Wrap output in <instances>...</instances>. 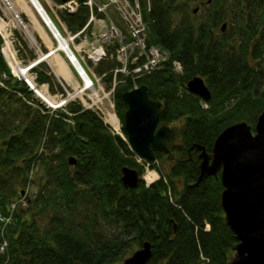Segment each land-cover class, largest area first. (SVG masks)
<instances>
[{"label": "trees", "instance_id": "1", "mask_svg": "<svg viewBox=\"0 0 264 264\" xmlns=\"http://www.w3.org/2000/svg\"><path fill=\"white\" fill-rule=\"evenodd\" d=\"M141 1L150 28L148 43L168 50L170 60L138 83L148 86L151 99L162 102V124L182 121L180 128L171 127L169 152L155 153L153 163L167 158L172 164L150 186L143 180L137 188L124 186L123 166L136 167L140 174L143 168L128 156L133 152L126 142L113 135L95 112L72 105L74 126L58 118L47 125V115L24 99L31 98L27 86L12 78L0 35V72L9 76L3 79L6 85H0L4 215H9L10 203L26 185L43 133L48 136L44 179L26 208L20 205L14 211L0 264H120L135 244L141 247L145 241L152 244L147 264H230L237 238L220 205L223 185L215 176L197 183L200 159L196 150L189 149L197 143L211 151L226 127L244 120L255 126L263 111L264 0H201L196 6L207 5V17L197 25L188 22L190 0ZM230 12L229 28L216 33ZM88 14L81 5L75 13L65 12L64 21L77 31ZM256 36L262 51L252 47ZM174 60L182 63V74L173 71ZM115 65V60L103 61L100 71ZM195 76L203 77L212 92L210 109H203L200 96L188 90ZM46 79L49 76L40 75L41 81ZM131 87L118 84L115 93L123 123L128 109L123 94ZM232 99L227 109L225 104ZM124 132L128 135L125 125ZM70 157L76 158L75 164H70ZM179 181L184 184L180 190ZM1 227L0 222V232Z\"/></svg>", "mask_w": 264, "mask_h": 264}, {"label": "built area", "instance_id": "2", "mask_svg": "<svg viewBox=\"0 0 264 264\" xmlns=\"http://www.w3.org/2000/svg\"><path fill=\"white\" fill-rule=\"evenodd\" d=\"M15 5L13 0H0V17L9 24L11 19L15 20L28 32L29 26L32 25L22 18ZM56 5L69 13H75L81 5L86 6L89 14L85 25L77 31H72L66 26L61 29L40 4L37 18L52 46H49L43 34L35 29L48 52L45 53L38 39L34 36L33 40L28 33L30 47L34 45L39 49L38 58L21 60L18 58V50L15 49L17 38L9 25L8 38L2 32L0 35L3 40L1 51L11 75L27 86L31 98L24 96V99L46 114L48 123L58 118L74 125L76 113L70 109V105L78 103L81 111L95 112L113 135L128 141L116 109L117 85L130 83L133 87H138L141 77L152 74L168 63L170 53L148 43V26L141 0H104L100 3L96 0H68ZM113 13L117 14L119 22L114 19ZM30 20L33 22L32 18ZM58 59L66 68L65 73L56 71L59 66L56 64ZM106 60H115L116 65L100 71V66ZM44 61L51 67V70L45 69V73H54L56 79L40 80L35 70ZM171 66L176 74L183 72L180 61L174 60ZM2 77L7 76L2 74ZM1 84L3 85V82ZM16 206L17 202L12 203L10 210L13 211ZM11 220L12 214L5 216L0 207V221L3 225L9 224ZM0 251H4L3 245L0 246Z\"/></svg>", "mask_w": 264, "mask_h": 264}, {"label": "water", "instance_id": "3", "mask_svg": "<svg viewBox=\"0 0 264 264\" xmlns=\"http://www.w3.org/2000/svg\"><path fill=\"white\" fill-rule=\"evenodd\" d=\"M199 8L200 5L196 6L193 12ZM226 26L223 23L220 30L225 31ZM187 87L204 100L212 96L201 76L192 78ZM123 97L128 104L125 128L133 150L148 161L155 160L157 151L169 152L167 138L171 127L161 124L162 102L150 98L145 84L126 91ZM191 150H196L200 159L197 183L215 176L223 185L220 205L226 224L237 238L230 264H264V109L255 126L244 120L226 127L215 139L211 151L197 143ZM69 162L75 164L76 158L70 157ZM144 178L137 168L122 167L121 181L125 187L137 188ZM151 256L152 244L145 241L121 264H147Z\"/></svg>", "mask_w": 264, "mask_h": 264}, {"label": "rangeland", "instance_id": "4", "mask_svg": "<svg viewBox=\"0 0 264 264\" xmlns=\"http://www.w3.org/2000/svg\"><path fill=\"white\" fill-rule=\"evenodd\" d=\"M96 1H98L100 3V1L102 2L104 0H96ZM182 1H186V0H182ZM200 1L201 0H190L188 2L189 5H188V9L186 10V11H188V22H192L194 25H197L199 22L203 21L207 17L206 16V14H207V7H208L207 5L202 6L198 10V12H196V13L193 12V9L196 7V3L197 2H200ZM13 2H15V0H13ZM40 2L43 4V6L45 7V9L49 13V15H51V17L54 19L55 23L57 24V26L59 28L62 29L63 26H66L69 29L68 25L64 21V13L66 11L63 10V9L58 8L57 5H56L57 2L55 0H40ZM15 6L18 9V12L22 16V18L26 22H29L32 25L33 22L30 20L31 16L27 13V11H25L24 9H21L19 6H17V4ZM229 14H230L229 15V18L225 19L224 20L225 22H227V21L229 22L231 20V12ZM112 16H114V19L117 22H119L118 17H117V14L113 13ZM225 22H223V23H225ZM10 23H11L10 24V28H12L13 29V32L15 33L14 34V37L17 38V46H15V49L18 50V58L21 59V60H24V61H27V59L28 60H33L34 58L37 59L38 58L37 52L39 51V49H38V47H35L34 45H32V48L30 47V45H29L30 42H31L30 41V36H29L28 32L26 31V29L23 28V27H20L17 24V22L15 20H13V19L10 20ZM146 23H147V26H148V38H149L150 28H149V23L148 22H146ZM220 26H218V27H216L214 29V31L216 33L219 31ZM29 28H31V26H29ZM228 28H229V26H228ZM33 35L38 39L39 43H41L42 50L45 53H47L48 52L47 51V48L40 41V39L38 37V34H37V31L35 29L33 31ZM257 37L258 36H256L253 39L252 47L253 48L257 47L258 48L257 52H258V51H262L263 50L262 49L263 47L261 45L259 46V42H256L255 41V39ZM233 41H235V44H238V41L239 40H233ZM2 43H3V41H2ZM261 62L264 64V61L263 60ZM47 68L49 70H51L50 64H48L46 61H44L43 63L40 64L39 68H37L35 70V72L37 73L38 76H40L42 74H45L46 76H49V79H46V80L56 79V76H55L54 73L52 75H47L45 73V69H47ZM104 70H101V71H104ZM2 74L3 73L0 72V85H2L1 82H3V79L4 78H5V80L6 79L7 80L9 79V76L2 78ZM12 78L14 80H17L15 77H12ZM17 81H19V80H17ZM4 85H6L5 82H3V86ZM59 88H61L60 84H59ZM201 100H203V99L201 98ZM234 101L235 100L232 99V100L226 102L225 107L227 109H230L231 106H232V104L234 103ZM73 105H76L78 108L80 107V104H78V103H74ZM201 107L203 109L207 110V109H210L211 104L210 103H206V104L202 105V102H201ZM166 125H170L171 127H175V128H180V126H182V121H173V122L168 123ZM178 131L179 130L176 129V133H178ZM47 139H48V136H47L46 132H44L43 133V137H42V139L40 141L41 142L40 145L38 147H36V149H35L36 155H35V157H32L31 158V161H30V169H29V172H28V175L29 176H28V180L26 182V185H24V188L23 187L21 188L22 190H24V192L21 193V195L18 196L17 199H15V201H18L19 202V206L21 205L23 208H26V206L29 203L28 202L29 196L31 194H35L36 193V191L39 188V183L42 181V179H44V175H42V172H43V168L42 167L44 165V157L48 154V148L46 147V141H48ZM177 140H178V138L176 137L175 138V141H177ZM126 144L128 145V142H126ZM128 146H130V145H128ZM43 149H44V151H42ZM131 151H132V149H131ZM128 156L129 157H133L135 159V161L138 163V165L143 168V174L145 175V177H146V174L149 171H155V172L158 173V177L154 181H152L150 183L146 181V178L144 179V183H145L146 186H150L152 183H154L155 181H157L161 177V172L160 171H165L166 172L168 170L169 166L172 164V162L170 160H168L167 158H162V159L156 160L154 163L153 162L149 163L145 159H143L141 157H138L136 155V153H134V152L132 154H128ZM38 170H39V172L36 175V172ZM183 185L184 184H183L182 181L177 182V186H178L179 190L183 188ZM169 194H171V193L169 192ZM2 227H4V226L2 225ZM6 227H5V230H6ZM206 228H210V226L207 224ZM5 230L3 231V228H2L1 229V232H0L1 238H2V240L0 239V246L1 245L4 246V251H0V254L1 255L6 253V251L8 249V244H9L8 239L5 236ZM139 248H140V246H138L137 244H135L134 247H133L134 250L132 251V253L135 252ZM131 254H129L128 256H130ZM128 256H126V257H128ZM122 261L120 262V264L122 263Z\"/></svg>", "mask_w": 264, "mask_h": 264}, {"label": "bare ground", "instance_id": "5", "mask_svg": "<svg viewBox=\"0 0 264 264\" xmlns=\"http://www.w3.org/2000/svg\"><path fill=\"white\" fill-rule=\"evenodd\" d=\"M40 2V0H38ZM15 4H17V6H19L21 9H24L25 11H27V13L31 16L32 20H33V24L31 26V28L28 29V33L30 34V36L33 38V40H35L34 35H33V31L34 29H38L44 36L46 42L48 43L49 46H52V42L50 40V38L46 35L45 30L43 29L42 25L40 24L38 18H37V13H38V9H40V5L38 4L37 0H15L14 2ZM41 14L44 15V12L41 11ZM9 23L2 20V18L0 17V32H2V34L8 38L10 32L8 31V27H9ZM7 45H9V41L7 40ZM43 56V55H42ZM56 64H58V69H56L57 72H64L66 68L63 67L60 64V59L57 60ZM158 177V173L155 171H149L146 174V181L147 182H152L154 181L156 178ZM209 226L210 224L207 223ZM206 224V226H207ZM207 230H209L210 228H206Z\"/></svg>", "mask_w": 264, "mask_h": 264}, {"label": "flooded vegetation", "instance_id": "6", "mask_svg": "<svg viewBox=\"0 0 264 264\" xmlns=\"http://www.w3.org/2000/svg\"><path fill=\"white\" fill-rule=\"evenodd\" d=\"M200 8H201V6H200ZM200 8H199V9H200ZM197 12H198V11H197ZM225 23L227 24V26H226V29H227V27H228V23H229V22L227 21V22H225ZM222 25H223V24H222ZM222 25H221V26H222ZM225 31H226V30H225ZM225 31H221V33H222V32H225Z\"/></svg>", "mask_w": 264, "mask_h": 264}]
</instances>
